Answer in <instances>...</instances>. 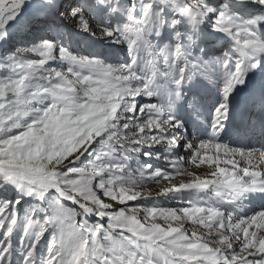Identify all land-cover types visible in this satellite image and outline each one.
<instances>
[{
  "label": "snow or ice",
  "instance_id": "1",
  "mask_svg": "<svg viewBox=\"0 0 264 264\" xmlns=\"http://www.w3.org/2000/svg\"><path fill=\"white\" fill-rule=\"evenodd\" d=\"M64 22L126 44L127 60L73 52ZM14 40L0 57V189L16 193L0 199V264H264V83L233 106L264 76V0H0V42ZM205 85L210 130L186 158L177 105L200 119ZM230 130L261 146L222 142ZM186 192L204 195L140 203ZM250 198L253 214L228 209Z\"/></svg>",
  "mask_w": 264,
  "mask_h": 264
},
{
  "label": "rangeland",
  "instance_id": "2",
  "mask_svg": "<svg viewBox=\"0 0 264 264\" xmlns=\"http://www.w3.org/2000/svg\"><path fill=\"white\" fill-rule=\"evenodd\" d=\"M68 2L75 3V0H68ZM223 3L222 0H215V4ZM215 6V5H214ZM183 31V28H181ZM60 32L64 34V36L67 38V42L70 44L71 49L75 53H79L82 55H89L90 53H101L102 58L106 59L110 63H121L127 60V46L126 44H114L111 40H106L103 38L93 37L88 33H83L79 29H76L74 25L68 24L67 22H64L62 28L60 29ZM41 35H47L50 39H56L58 33L57 32H49V33H41ZM168 39V33L165 32L164 34V40L165 42ZM20 41L14 40L7 44H2L0 46V57L6 55L9 51L14 50L15 47L19 46ZM215 43V53L217 55H221L224 51L227 50L228 41L226 39L220 40L219 43ZM53 66L58 67L59 65L55 62H52ZM191 94V93H190ZM217 100L216 93L213 89H211L210 86L205 85L204 90L201 92V98H200V108L204 106H211L213 107L212 110H209L205 114L201 112L203 119L205 121H208L209 124H211L212 119V112L214 111V104ZM189 109H187L186 103L184 102V111L187 112ZM200 115V113H199ZM182 134V133H181ZM183 135V134H182ZM185 137V141L182 142H192L196 138V133L193 134L191 132H188L186 135H183ZM249 138V136L247 137ZM257 138L252 137L249 138V142H256ZM230 145H237V142H231ZM156 153L160 156L167 155L165 152V149L162 146H157L155 149ZM190 154H184L183 156H188ZM149 159L147 157H142V160ZM153 164V168L157 167H163L165 165L164 160H156L154 157L151 158V161ZM164 163V164H163ZM191 169V168H190ZM179 181L177 177V182ZM161 185L156 184H148L145 186V190H149L153 192H157L159 190ZM8 188V191H5L4 189H0V199L3 198H14L16 196V193L14 189H12L11 186H6ZM203 193L197 194L195 192H186L183 193L179 198H172V197H156L153 199L148 200L147 202H140V203H146L147 206H152L155 204H159L160 206L164 207H177L180 206L178 204V200H195L197 198H202ZM30 199V198H25ZM21 204H24V201H21ZM92 222H95L94 220Z\"/></svg>",
  "mask_w": 264,
  "mask_h": 264
},
{
  "label": "bare ground",
  "instance_id": "3",
  "mask_svg": "<svg viewBox=\"0 0 264 264\" xmlns=\"http://www.w3.org/2000/svg\"><path fill=\"white\" fill-rule=\"evenodd\" d=\"M222 2H224V0H222ZM241 14L246 15V11L241 10ZM217 39L220 40L219 37H217ZM250 77H251V79H250L249 85L246 87H241L239 89V91L234 94V97H233L234 108L238 105L245 103V100L248 98L249 91L251 88L254 87L257 91H259L261 84L264 83V76H262L258 71L255 75L250 74ZM216 97L218 99L217 94H216ZM204 105H202L203 107L200 108L201 109L200 110V119H196L192 115L191 110H188L187 112L184 111V102L177 105L178 116L180 119H183L185 121V129L181 130V133L183 135H186L188 132H191L193 134L196 133V138H195L196 141L201 140V139H206L208 137V132L210 130V124L208 121H205L203 119L201 112L205 114L209 110H212L213 107L204 106ZM248 136H249V138H251V136L256 137L257 138L255 140L256 142H249V138H247ZM221 141L228 143V144L231 142L232 143L233 142L238 143L237 145H233V146H241L242 144H247L249 146L260 147L261 142H262V138L259 135H251V134H249L243 130H240V131L230 130V131H225L224 133L221 134ZM176 153L178 155L187 154L184 150V142H181V146L176 150ZM188 154H190V153H188ZM158 155H159V153H158ZM189 170L195 171L198 175H202V176L205 175L206 171H207L206 168H204V167H202L200 169H189ZM178 179L180 180V179H188V178L187 177H178ZM160 187H162V185ZM150 189H152V188H150ZM244 205L245 206L243 208L242 213H240V211L234 205L228 206V209L230 211L236 212L237 214L251 215V214H253L254 211L260 210L261 201L253 200L250 198L248 201L244 202Z\"/></svg>",
  "mask_w": 264,
  "mask_h": 264
}]
</instances>
